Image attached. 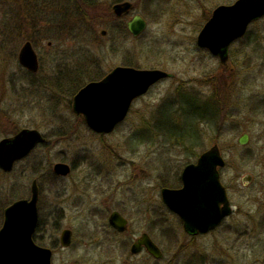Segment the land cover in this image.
Segmentation results:
<instances>
[{
    "label": "rangeland",
    "instance_id": "1",
    "mask_svg": "<svg viewBox=\"0 0 264 264\" xmlns=\"http://www.w3.org/2000/svg\"><path fill=\"white\" fill-rule=\"evenodd\" d=\"M111 1L72 0L67 16L65 0H0V140L24 128L38 129L46 139L12 171L0 169V227L5 207L29 197L37 178L44 245L60 241L64 228L73 230L70 246L54 247L53 264H153L147 251L130 253L133 238L143 231L159 244L165 264H261L264 17L249 27L258 39L235 43L226 66L200 47L197 37L213 9L234 0H133L148 27L139 37L119 31L118 39L114 29L102 34L111 24ZM26 39L34 41L39 55L36 73L19 62ZM93 63L102 75L118 64L173 75L138 98L113 132L101 134L73 111L69 90L89 81L83 69ZM178 89L182 104L165 105L162 112L163 100H173ZM195 93L215 100V124L198 122L195 103L188 101ZM172 107H179L178 113ZM243 133L250 136L247 144L238 142ZM215 144L226 160L221 179L236 213L215 231L190 236L160 192L178 185L185 165ZM60 161L71 165L68 175L54 172ZM115 208L130 219L122 235L109 227Z\"/></svg>",
    "mask_w": 264,
    "mask_h": 264
},
{
    "label": "water",
    "instance_id": "2",
    "mask_svg": "<svg viewBox=\"0 0 264 264\" xmlns=\"http://www.w3.org/2000/svg\"><path fill=\"white\" fill-rule=\"evenodd\" d=\"M131 6V2H123L116 4L114 10L120 16ZM263 16L264 0H236L233 4H221L213 10L200 30L197 43L219 56L221 62L227 63L231 43L246 33L253 20ZM127 25L130 33L137 37L146 29L147 21L141 14H136ZM19 62L32 72L38 71V55L30 41L21 47ZM172 75L160 68L118 65L102 79L83 86L73 97V110L83 114L86 123L95 132H112L126 119L137 98L146 94L161 79ZM248 138V134L244 133L239 142L246 144ZM44 140L42 133L34 128H24L12 137L3 138L0 140V169L12 171L17 161ZM225 164L226 160L215 144L202 152L196 162L184 167L180 188L161 189L164 202L180 215L188 232H208L230 214L227 188L221 180V169ZM54 171L65 176L70 173L71 167L66 162H57ZM245 180L250 181L251 176H246ZM39 193L38 181L34 179L30 198L15 200L4 209L0 227V264H52V250L39 245L34 239L39 221ZM111 221L123 229L125 219L118 213L111 215ZM71 233L70 229L62 231L63 246L70 244ZM139 243L145 244L156 257L162 254L159 246L146 233ZM139 248L140 245L135 244L132 251L138 252Z\"/></svg>",
    "mask_w": 264,
    "mask_h": 264
},
{
    "label": "flooded vegetation",
    "instance_id": "3",
    "mask_svg": "<svg viewBox=\"0 0 264 264\" xmlns=\"http://www.w3.org/2000/svg\"><path fill=\"white\" fill-rule=\"evenodd\" d=\"M84 1H87V3H90V2H92V0H84ZM236 0H234L233 2H231V3H228V4H233L234 2H235ZM65 2H66V10H67V16L69 15V10H70V8H71V2H72V0H65ZM123 2H131L132 3V6H131V8L129 9V11L128 12H124V13H122V15H117L116 13H115V10H114V6L116 5V4H121V3H123ZM221 4H224V3H221ZM221 4H218L217 6H219V5H221ZM216 6V7H217ZM215 7V8H216ZM214 8V9H215ZM213 9V10H214ZM109 14L111 15V17H110V20H111V24H109L108 25V28H106V29H103L102 30V34L104 35V36H108V34H110V32H114L113 31V29L116 31V32H114L115 33V37H116V39H118V38H120V36L118 35H116V33L118 34V33H120V32H122V31H127V32H129L130 33V31H129V29H128V21L134 16V15H136V14H141L140 12H137V11H134L135 10V3H134V1L133 0H112L111 2H110V5H109ZM213 12V11H212ZM212 14V13H211ZM143 17H144V15L143 14H141ZM127 17H129L125 22H123V20L125 19V18H127ZM264 17V16H263ZM35 18V17H34ZM59 18V17H58ZM58 18H56L55 19V21H57V20H59ZM210 18V17H209ZM144 19H146L145 17H144ZM261 19V18H260ZM259 20V19H258ZM147 21V20H146ZM255 21H257V20H255ZM147 27H148V21H147ZM147 27H146V29H147ZM250 27V26H249ZM145 29V30H146ZM144 30V31H145ZM120 31V32H119ZM143 31V32H144ZM142 32V33H143ZM141 33V34H142ZM131 34V33H130ZM253 35H251V31L249 30V28L247 29V31H246V33L243 35V36H241V37H239V38H237L236 40H234L232 43H231V45H230V47H229V49H228V54H229V60H228V62L227 63H225L226 64V66H229L230 64H231V59H230V49H231V47L235 44V43H238V42H240V41H247V39L248 38H251V37H253L254 36V34L255 33H252ZM257 34V33H256ZM132 35V34H131ZM133 36V35H132ZM258 36V35H257ZM257 36H254L256 39L255 40H257L258 38H257ZM134 37V36H133ZM139 37V36H138ZM259 37V36H258ZM261 37V36H260ZM262 39H263V37H262ZM31 42V44H32V46H33V48H34V50L36 51V53H37V49H36V47H35V45H34V41L32 40V39H26L25 40V42L24 43H26V42ZM24 45V44H23ZM22 45V46H23ZM21 46V47H22ZM117 47V46H116ZM37 55H38V53H37ZM38 59H39V55H38ZM40 59H39V69L38 70H40ZM118 65H123V64H118ZM118 65H115V66H113L108 72H105L104 73V75L102 76V77H100V78H98V79H94V80H100V79H102L106 74H108L113 68H115L116 66H118ZM128 65V64H127ZM25 68V67H24ZM27 71H29L27 68H25ZM29 72H31V71H29ZM33 73V72H32ZM36 73V72H35ZM90 81H93V80H90ZM80 89V88H79ZM78 89V90H79ZM77 90V91H78ZM76 91V92H77ZM75 92V93H76ZM75 93H74V95H75ZM74 97V96H73ZM261 101H264V99H261ZM260 101V102H261ZM72 109H73V98H72ZM74 111V110H73ZM75 112V111H74ZM76 113V112H75ZM88 126V125H87ZM113 132V131H112ZM97 133V132H96ZM111 133V132H110ZM101 134H105V133H101ZM244 134V133H243ZM248 134V133H247ZM248 141H247V143L249 142V140H250V136H249V134H248ZM239 139H240V137L238 138V142H239ZM46 140V139H45ZM240 143V142H239ZM246 143V144H247ZM69 164V163H68ZM70 165V164H69ZM70 167H71V165H70ZM71 171H72V167H71ZM70 171V172H71ZM37 179V178H36ZM178 181H179V184L178 185H176V186H166V187H170V188H180L182 185H183V183H182V173L179 175V178H178ZM227 192H228V189H227ZM40 194H41V191H40ZM160 195H161V199H162V201H163V203H164V205L170 210V211H172L169 207H168V205L164 202V200H163V198H162V191L160 192ZM228 198H229V202H230V207H231V212H230V214L229 215H227L226 217H224L223 218V220L215 227V228H213V229H211V230H209L208 232H212V231H215L220 225H222L223 224V222H225V220L227 219V218H229V217H232L235 213H236V211H235V209H234V204L231 202V200H230V197H229V193H228ZM40 204H41V200H40V197H39V201H38V205H39V212H40ZM114 212H116V213H118L119 215H120V217L122 216V218H124L125 219V223H124V225H123V229H119L116 225L117 224H114L112 221H111V215L114 213ZM174 214H176V216L180 219V223H182V226H183V229H184V231L188 234V235H190V236H198V235H200V234H206V233H208V232H205V233H201V232H197V233H190V232H188L186 229H185V226H184V222H183V220H182V218L180 217V215H178L177 213H175L174 211H172ZM40 214H39V223H38V226H37V229H36V232H35V234H34V239H35V241L37 242V243H39L40 245H43V246H46V247H49L51 250H52V264H53V257H54V254H55V248L54 247H57V245H58V243L60 242L61 243V245H62V242H61V235H62V231L64 230V229H70L71 230V240H70V244L72 243V238H73V230L71 229V228H69V227H67V228H64L62 231H61V235H60V241L58 240V239H55V240H53V242H49V244H45L44 245V243L42 242V238H43V236L42 235H40ZM108 222H109V227H110V229L114 232V233H116V234H118V235H122V234H124V233H126L127 232V230L129 229V223H130V219H129V217L127 216V215H125V213L121 210V209H119V208H115V209H112V211L109 213V216H108ZM118 223V222H117ZM120 220H119V224L118 225H120ZM144 233H146L149 237H150V239L152 240V241H154L158 246H159V244L156 242V240L152 237V235L149 233V232H147V231H143L139 236H137V237H134L133 238V241L131 242V245H130V253L132 254V255H138V254H140V253H142L143 251H147L152 257H153V264L154 263H157V264H161L162 262H163V264H165V261H164V258L166 257V255H165V253L163 252V250L161 249V247H160V249H161V252H162V254L159 256V257H156V256H154L151 252H149V250L147 249V247L145 246V244H143V243H139V239L143 236V234ZM38 235V237H39V241H38V239L36 238V236ZM70 244L68 245V246H70ZM135 244H138V245H140V248H139V251L138 252H133L132 251V247L135 245ZM67 246V247H68ZM259 261V260H258ZM261 264H264V261H262L261 262Z\"/></svg>",
    "mask_w": 264,
    "mask_h": 264
},
{
    "label": "trees",
    "instance_id": "4",
    "mask_svg": "<svg viewBox=\"0 0 264 264\" xmlns=\"http://www.w3.org/2000/svg\"><path fill=\"white\" fill-rule=\"evenodd\" d=\"M85 2V1H84ZM122 43V41H121ZM120 43V44H121ZM120 44L117 45V47L120 46ZM83 70H85L88 74V80H94V79H98L100 77H102V70L100 69V66L95 65L94 63L91 64L90 66H88L86 69L84 68ZM28 72V71H27ZM72 78V77H71ZM74 81V80H73ZM72 80H70V83L73 82ZM69 83V85H70ZM68 85V88L70 87ZM84 84L82 83H78L77 85H75V87L73 89H70V93L74 94L75 90L81 88ZM76 90V91H77ZM180 93H182L181 89H178L177 95L173 97V100L169 101V99H165L163 100V102L161 103L162 105V112L163 110H165V105L171 104L172 106H174V104L176 103V105H179L181 103L180 100H178V97L180 96ZM191 98H188L189 102H194L195 103V115H197V119L198 122H203V121H207L208 123H212L215 124L217 122V120L219 119V113H218V109H217V105L214 99H202L201 95H197L195 93V95H192V100H190ZM182 104V103H181ZM160 105V106H161ZM213 106L214 108L212 109ZM164 107V108H163ZM161 108L159 110H161ZM179 108V107H178ZM178 108L174 109L172 107V110L174 111V113H178ZM184 114V112L182 113V115ZM175 117L171 116L170 118V123L174 128H177L179 125H177V123L175 122ZM170 138H174V135L169 136ZM149 139V138H148ZM178 141H186L185 139L182 138H178ZM42 219L40 220V225H41ZM36 238L39 241V237L38 235L36 236Z\"/></svg>",
    "mask_w": 264,
    "mask_h": 264
}]
</instances>
